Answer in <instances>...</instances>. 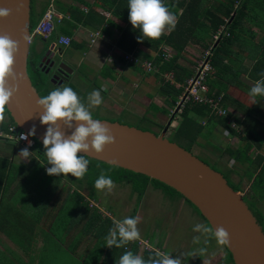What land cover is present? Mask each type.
Segmentation results:
<instances>
[{
    "label": "trees",
    "instance_id": "16d2710c",
    "mask_svg": "<svg viewBox=\"0 0 264 264\" xmlns=\"http://www.w3.org/2000/svg\"><path fill=\"white\" fill-rule=\"evenodd\" d=\"M75 1L86 6L88 12L84 14L81 10L68 6L69 10L68 12L64 11V15L90 28L101 29L103 24L107 23L110 25L112 23L104 16L100 15L97 9H102L104 12L109 13L110 16L112 15L116 18H120L125 27L124 25L113 26L122 31L121 37L117 43L118 48L122 52L134 53L139 46H142L147 51L158 53V55L153 58H151L152 56L149 57L144 55V59L150 60L152 65L159 69V74H157V76L161 77L162 74L166 72L174 73L175 81L180 84L179 88H175L169 83L163 82V79H161L162 91H160V94L163 95L165 99L170 98L169 105L171 108L176 105L182 93L186 78L191 76L189 70L181 67L177 63V59L182 55L187 45L191 43L199 44L204 50L210 49V62L214 71L212 76L208 78L206 84L210 94H214L215 96L222 95L220 105L222 108L227 109L229 98L226 93V88L222 84L224 80L221 77V75L225 76L224 72L230 69V66L225 63V59H229L228 61L230 63L234 62L235 59L232 58L233 46L237 45L242 48L246 45L247 35L251 37L254 35V33L252 34L247 31V16H249V19H252V21L254 20V22L256 21V23L260 24V30L262 28L264 29L262 21L259 20L261 17L260 14L262 13H260L261 10L258 7L262 5L263 0H256V2H254V0H164L165 5L168 6L170 11L177 17L175 28L172 31H168V34L163 33L157 40L138 41L139 32L133 29L132 25L129 23L127 0H92L91 3L82 0ZM32 3L33 0H31V8ZM121 5H123V7H121ZM253 5H257L255 9H252ZM31 16V27H33L40 16L35 18L32 11ZM219 29L221 31V38L216 41L213 39V36ZM136 32H138V34L134 36ZM250 44L252 43L250 42ZM258 44L255 45V49L251 47L246 51L250 57L254 58L255 53L260 55L262 41L259 45ZM162 45L176 52L172 59L165 60L163 58L164 53L162 49H159ZM257 46H259V49H257ZM143 54H147V52L144 50ZM32 57L28 66L29 77L37 93L40 96H46L50 91L56 88L57 85L50 83L48 76L37 68L38 58ZM118 58L120 61H123L121 57ZM257 63L258 61H256V64ZM214 77L216 81L212 80ZM69 87L76 91L72 84H70ZM214 90L216 91L214 92ZM5 113L8 115L6 109ZM179 118L180 125L177 128L178 133L176 135L190 137L195 144L199 136H203V134L209 136L214 133L217 127L226 130L230 136L239 138L240 145L236 149L226 147L224 153L220 152L222 153L220 159L223 155H227V160L234 163L233 167L228 169L227 175L223 177L226 179L228 185L237 193L242 192L241 185L243 184V177L246 178V184L248 183L249 191L252 196L250 200L244 196L243 200L248 205L264 233V209H262L260 205V203L264 202V152L256 153L251 156L250 149L252 147L249 142L252 138V132L244 131L245 133H240L234 130L230 126V120L233 118L231 113L228 112L226 117H217L207 105H197L193 102L187 103L184 106L179 114ZM200 121H205V125H200ZM10 123H13L11 118ZM205 132L207 134H205ZM187 145L188 146L184 147L179 146L190 152V148L193 147L192 142ZM33 148L37 150L41 161L47 163L43 155V145L34 140ZM89 160L90 164L85 176L83 178H75L68 175L69 178L64 182L65 185L63 184V188L61 189L63 191L58 195V198L62 199L58 201V264H115V261L125 252L124 249L126 247L134 254L137 251V247L132 241L127 242L122 248H108L106 246L105 236L108 234L109 229L113 227V220L108 217L104 219L101 218L99 211L91 207L89 202L86 201V197L81 193L83 187H86L88 189V198L93 200L94 193L97 190L94 187V183L102 171L111 176L115 184L128 185L133 193L137 194V199L139 200L148 186H152L154 190L158 189L164 193L167 192L182 199L207 224L205 219L191 203L166 185L140 174H135L92 159ZM238 166L241 167V170H244L241 174L237 171V168H239ZM233 173L238 175L240 179L236 184L230 178ZM62 179L61 175L58 176V186ZM7 180L8 175H6V172L1 173L0 194L4 190V182ZM72 184H75L76 188L72 189ZM67 214H69V216ZM86 214L90 215L92 223L79 225L78 218ZM76 227H80V231L68 246L64 248L63 244H65V242L63 243V237L68 235L70 231ZM79 240H83L85 243L88 242V246H85L81 252L76 251ZM222 247L225 249L224 246ZM226 252L229 255V262L233 264L230 253L227 250ZM144 255L154 256L155 253L146 252ZM0 256H2L4 260L7 258L5 253H0ZM0 262H2V260H0Z\"/></svg>",
    "mask_w": 264,
    "mask_h": 264
},
{
    "label": "crops",
    "instance_id": "0c3cea01",
    "mask_svg": "<svg viewBox=\"0 0 264 264\" xmlns=\"http://www.w3.org/2000/svg\"><path fill=\"white\" fill-rule=\"evenodd\" d=\"M49 1L50 0H33L31 10L35 18L38 16L41 17V15L46 10ZM82 1L87 3L92 2V0ZM54 5L57 12L64 16V20L57 27V32L70 37L72 40L70 47L61 48L63 58H65V61L68 62L73 72H75L73 63L76 59L74 58V55H76L77 52H82L83 56H87V64H89L96 72H98L97 74L99 76L96 75L95 77L101 80L102 91L107 93L106 99L108 101L111 100L110 103L103 101L102 105H100L103 110L100 111L107 114H112L113 108L109 105L111 103L118 105L120 98H122L123 95L125 97L127 96V94H124L127 92V89L125 83H123V79L128 78L130 81L137 79L142 81L145 80V87L149 85L148 83H151L153 86H155L156 82L160 81L157 77V74H159V69L155 66L153 72L156 77H147L143 80L140 77H135L136 71H138L135 67L126 66L124 64L118 65L115 62H109V60H119L118 57L125 53L122 52L117 46L122 31L113 26L124 25L120 18H116L112 15L110 16L109 13L104 12L102 9H97V12L100 15L104 16L109 20V22L112 23L110 25L107 23L103 24L101 29H93L64 15V11L68 12L69 10L68 6L79 9L84 14H86L88 12V8L82 5L80 2L75 0H54ZM256 6L253 5L252 9H255ZM121 7H123V5H121ZM258 7L261 10L260 13H262L260 14L261 17L259 20L262 21V25L264 26V0L262 1V5ZM246 21L248 26L247 31L251 32L252 34L254 33L252 37L247 35L248 38L246 39H248L250 42H253L254 45H257L258 43L260 44L262 41V48L260 49V55L255 53L254 58H252L247 54L246 51L243 50V47L240 48L237 45L233 46L232 58L235 59V61L230 63L228 61L229 59H225V63L230 66V69L227 72H224V75L229 77V79H227L228 84L224 83L225 80L222 82L223 86L226 88V93H230L232 91L236 92L238 88H241L243 85L247 86V88H251L254 82L261 79L262 74H264V29L262 28L260 30V24L256 23V21L254 22V20L252 21V19H249V16H247ZM95 33H98L99 37L94 38L95 43L90 46L91 35ZM163 46L165 45H162V47ZM162 47H159V49L161 50ZM253 48L255 49V47ZM257 49H259V46H257ZM144 50L147 52V54H143ZM247 50H249V48ZM148 53L149 51L144 49L142 46H139L133 54L139 56L142 55V57H144V55L148 56ZM241 53L243 55H241ZM156 55H158V53H154L153 57ZM256 61H258L257 64ZM109 65L114 67L117 71H119V69L122 67L124 70L130 68L134 71L132 70L130 73H120L119 71L117 73L115 70H110ZM186 69L189 70L188 68ZM190 72L192 73L193 70ZM150 73L152 72H145V74ZM233 73L238 76L237 79L233 78ZM72 75L73 74H71V76ZM167 76L172 77L171 82H165L164 79ZM174 77L175 75L173 72H166L162 74L161 79H163V82L169 83L170 85H178L177 88H179L180 84L175 81ZM214 80L216 81L215 77ZM241 81L244 82V84H242ZM132 85L133 86L131 87L134 89L137 88L136 86H138V88L140 87V85L136 82L132 83ZM215 91L216 90H214V92ZM159 96L163 100L160 102L162 105L160 107V112L150 116L149 121L152 122L153 127H167V125H160L158 120L165 119L166 121L167 117L172 111L171 109L173 108H171L169 105L170 98L165 99L161 94H159ZM227 96L229 98L227 108H230L232 111H234V115H232L233 118L231 119L233 120L234 125L237 126V129L242 127L243 132H252V138L249 142L252 147L250 149V153L256 154L264 152V107L254 104L253 110L255 111V115H258L259 118H251L247 114L243 113V106L245 107V103L243 101H240V103L228 94ZM155 98L156 97L153 96V99ZM258 98L259 97H257V99ZM138 100L143 101V99L140 97H138ZM148 101L151 102V100ZM151 103L153 104V102ZM141 106L147 107L143 105ZM175 117L176 118L174 119L176 120L178 115ZM9 125H11L10 118L5 113V119L0 122V132H6ZM24 148L28 147H25L21 143L9 142L0 139V174L6 172V175H8V180L5 181L3 185L4 190L0 194V253H5L7 257L6 260L3 259V264H48L49 261L46 260L47 257L51 258L50 263L53 264L55 262L54 258H56L58 255V244L55 243L54 238H56L58 241V201L62 200L58 198V195L62 190L61 188L58 190V182L56 183V179L46 174V169L49 168L50 165L41 161L36 149L33 147L28 148L29 152L32 153V156L29 160H22V158L18 156L19 152ZM61 182V185H63L64 181L62 180ZM61 185H59V187ZM152 190H154L153 187L148 186L145 193ZM154 191L164 194V196L167 198L169 197L171 200H173V202L178 203L179 205L180 200L181 204L187 205L182 199H179L170 193H164L158 189ZM142 210L143 209L141 208L139 211ZM139 215L140 214H138V218ZM139 224L140 227L138 226V228L140 231V239L148 242V245H150L153 253L156 254L157 252H161V248H158V245L155 244L154 241L153 244H151L149 239L144 236V229L140 220ZM16 234L17 237H15ZM1 235L6 238V241L1 239ZM68 235H70V233ZM68 235L63 237V243L66 242ZM11 240H14L17 245H14ZM68 244H63L64 248H66ZM134 244L137 247L135 254L142 257V247H140L136 242H134ZM85 246H88V242H86L81 247L77 245L76 251L81 252ZM5 248L8 250V252L5 251ZM127 248L128 247H126L124 250ZM206 249L207 251L203 254V259L197 264H222L220 247L217 248L214 245L212 248ZM182 253L183 251L180 246L174 248L170 255L172 258H180L182 260V264H192V262L189 263L186 261V255L181 256Z\"/></svg>",
    "mask_w": 264,
    "mask_h": 264
},
{
    "label": "rangeland",
    "instance_id": "374dc122",
    "mask_svg": "<svg viewBox=\"0 0 264 264\" xmlns=\"http://www.w3.org/2000/svg\"><path fill=\"white\" fill-rule=\"evenodd\" d=\"M254 2H256V0H254ZM164 33L168 34V31L165 30ZM137 34L138 32H136L134 36ZM55 35H59V33L56 32ZM41 43L42 41L39 38H35L30 46V51L39 52V47L41 46ZM251 43L252 44H250V41L246 39V45L243 46V50L247 51L248 48L250 49L251 47H255L254 43L253 42ZM162 48H161L162 52L164 53L163 58L165 60L172 59V57L176 54V52L173 49H170L167 46H163ZM203 50L204 49L199 44L191 43L185 47L182 55L177 59V63L181 67L188 68L190 71H192L195 62L197 61V57L203 53ZM241 55L243 54L241 53ZM137 56L140 58L142 57V55L141 56L137 55ZM148 56L153 57L154 51H149ZM74 58L76 59L75 60L76 63L75 62L73 63L75 72L72 73L73 75L71 76V80H72V84L76 89L75 92L81 98H84L86 100L88 94L91 91L101 90L103 101H107L108 103H110L111 100L108 101L106 99L107 93L102 91L101 80L95 77L96 75L99 76L97 74L98 72H96L93 67L87 64L88 57L83 56L82 52H77L76 55H74ZM109 62H115V61L109 60ZM111 67L112 66H110L109 69L114 71L115 68L112 67L114 68L112 69ZM132 67H136V69L138 70L136 71L135 77H140L143 80L144 78L147 77L148 78L156 77L154 72L150 74H145V72L146 73L149 72H147L146 70H144L139 66H132ZM132 70L133 69L130 68L124 70L123 67L119 69L120 73L123 72L130 73ZM119 71H117V73ZM233 74H234L233 78L237 79L238 76H236L235 73ZM190 75L192 76L193 74L191 73ZM157 77L160 81H157L155 86H153L151 83H148L149 85H147L146 87L144 86L145 80L142 81L137 79L130 81L128 78L123 79V83H125L127 89V92H125L124 94H127V96L125 97L121 93L123 97L120 98L118 105L114 103H111L109 105L113 108L112 114H107L105 112L100 111L103 110L101 106L93 108L92 112L94 118L109 122H118L120 124L135 127L143 131L152 132L157 136L163 134L164 137L169 141L179 144L180 146L183 147L188 146L187 144L188 143L190 144L192 142L193 147L190 148L191 154H193L194 156L202 160L204 163L209 165L213 170L221 173L223 176L227 175L228 169L232 168L234 163H231L230 161L227 160L228 159L227 155H223V157L220 159V155L222 154L220 152L224 153L226 147H231L236 149L240 144V140L238 137L230 136L226 130L217 127L214 130V133L210 134L209 136L204 134L203 136H199L197 138V143L195 144L193 142V139L190 137H182V135L180 136L176 135L178 133L177 128L180 125V118L178 117L176 120H174L173 118H171L170 115L167 117L168 121L167 120L165 121V119L158 120L160 125L161 124L167 125V127L165 126L153 127L152 122L149 121V117L156 114L157 112H160V107L162 106L160 102L163 101L159 96L160 94L159 92L162 91L161 77L160 76ZM221 77L223 78V80H225L224 83L228 84L227 79H229V77L226 76H221ZM164 80L165 82L172 81V79L168 76ZM212 80H214V78ZM134 82L138 83L140 87L138 88V86H136L137 87L136 89L131 87L133 86L132 83ZM241 83L244 84V82L242 81ZM172 85L176 88L178 87V85L175 84ZM143 87L144 89L147 90H144ZM249 89L250 88H247V86L243 85L241 88H238L236 92L232 91L227 94L231 96L233 99H236L239 102L243 101L245 103V107L243 106V113L247 114L251 118H255V117L259 118L258 115H255V111L253 110L254 108L253 100L247 94ZM153 96L156 98L153 99ZM138 97L143 99V101L138 100ZM146 98L148 100H151L153 104L150 101H148ZM255 104L264 107V98L259 97L258 99H256ZM141 105L147 107H142ZM227 110L228 112L232 113V115H234V111H232V109L227 108ZM200 125L204 126L205 121H200ZM231 127L234 130L239 131L240 133H245L242 131L243 129L242 127H239L240 129H237V126H235L234 123L233 125H231ZM205 134L207 133L205 132ZM253 155L254 153H251V156ZM238 167L240 169L237 168V171L241 174L244 170H241L240 166ZM50 177L55 178L56 183L58 182L57 179L58 176H50ZM61 177L63 178L62 180L64 182L67 181L69 178V176L64 177L63 175H61ZM230 178L235 184L240 181L239 176L234 173L231 174ZM243 179H244L243 184L241 185L242 192L239 194H241L243 197L244 196L247 197V199L250 200L252 194L249 191L248 183L246 184V178L243 177ZM61 184L62 182H60L59 185ZM115 185H116L115 188L112 189L110 192L107 190H96L93 196V200L88 198L87 195L88 189L86 187H83V189L81 190V193L86 197V201L89 202V205L99 211L101 218L104 219L105 217H109L114 221V220L123 219L124 217H128V216L138 218V214H140L138 220H140L143 225L144 236L149 239L151 244H153L154 241L155 244L158 245V248H161L162 250L161 253L170 254L174 248L181 246L183 253H188V252L193 253L192 256H186V261L189 263L192 262V264H197L203 259V255L199 253L198 249L200 247L212 248V246L215 245V247L217 248L220 247L221 249L220 255L222 257L221 258L222 264H231L229 262V255L226 252V250L222 247V245H219L214 239L210 240L207 244H205L204 241L206 239V236L193 231V228L196 224H201L205 222L202 221L199 215H197L196 212L188 204L187 205L181 204V200H180L179 201L180 205H179L178 203L173 202V200H171L169 197L167 198L166 196H164V194L154 190L149 191L147 193L144 192V194L141 196L139 200L137 199V194H134L128 185L126 184H115ZM62 186L63 185H61L60 187L58 186V190L59 188L62 189L63 188ZM74 188H76V186L75 184H72V189ZM260 205L261 208L264 209V202L260 203ZM141 208L143 210L139 211ZM67 215L69 216V214ZM78 221H79V225L80 224L84 225L87 223L89 224L91 222L90 215L86 214L82 217H79ZM138 226L140 227L139 223ZM79 231H80V227H76L75 229H73L70 232V235H68L65 244L70 243V241L73 240V238H75L76 234ZM194 236L201 237L199 244L193 243ZM15 237H17V234L15 235ZM1 239L6 241V238L2 235H1ZM54 241L56 244H58L56 238H54ZM11 242L14 245H17V243L14 240H11ZM84 244L85 243L83 240H79V243L77 245L81 247ZM144 250L145 249H143L141 252L142 257L144 259H148L150 255H144L146 253ZM5 251L8 252L6 248ZM125 251H129V249L127 248ZM0 260H2L0 264H3L4 262L2 256H0ZM46 260H48L50 263L51 258L47 257ZM54 261L55 262L53 264H58V255L56 258H54Z\"/></svg>",
    "mask_w": 264,
    "mask_h": 264
},
{
    "label": "water",
    "instance_id": "95a60500",
    "mask_svg": "<svg viewBox=\"0 0 264 264\" xmlns=\"http://www.w3.org/2000/svg\"><path fill=\"white\" fill-rule=\"evenodd\" d=\"M0 8L11 10L7 18L0 19V34H6L18 42L13 65L17 91L5 109L21 131L28 133L35 128V134L31 137L42 144L47 125L40 123L41 110L37 108L40 95L27 71L31 46L28 44L32 22L31 0H0ZM23 36H27V39H23ZM42 42L46 47L34 52L36 58L40 59L46 49L45 56L56 52L59 60L63 58L60 47L54 50L55 43L49 40ZM63 60L58 64V73L70 76L73 70ZM44 61L45 58L37 63L38 69ZM8 83L12 85L11 80ZM101 121L110 129L115 142L106 146L101 154L89 151L78 155H86L89 159L110 166L115 161L114 167L146 176L175 190L198 210L213 229L223 226L228 231L230 244L224 247L230 253L233 264H264L262 228L241 194L228 185L221 173L166 139L163 134L157 136L118 122ZM75 124L73 122L72 129L61 126L66 136L75 130Z\"/></svg>",
    "mask_w": 264,
    "mask_h": 264
},
{
    "label": "clouds",
    "instance_id": "9594fccd",
    "mask_svg": "<svg viewBox=\"0 0 264 264\" xmlns=\"http://www.w3.org/2000/svg\"><path fill=\"white\" fill-rule=\"evenodd\" d=\"M127 9L129 23L133 29L139 32L138 41L157 40L163 35L165 30L172 31L177 23L176 15L165 5L164 0H127ZM10 14V9L0 8V19L7 18ZM22 38L27 39V36ZM17 49V41L12 40L6 34H0V122L5 119V108L17 91L16 77L13 72L14 56ZM141 59L145 60L144 57H141ZM153 71L154 69L147 72ZM9 80L12 81L11 86H9ZM247 94L253 100V104H255L257 97L264 98V74H262L261 79L254 82ZM180 97L181 95L173 107L174 110L172 109L173 111L170 113L173 119L176 118V115L179 117L182 111H176ZM102 103L101 90L91 91L85 100L66 85L54 88L46 96H38L37 108L41 110L40 123L41 125H47L42 139L43 155L47 160V164L50 165L46 169L47 175H63L64 177L71 175L75 178H83L88 170L90 160L86 155L78 154L88 153L89 151L101 154L106 146H110L115 142V137L110 129L102 124L100 119L93 116L92 109L99 107ZM73 122H76L75 130L72 131L71 135L66 136L61 126L72 129ZM34 134L35 128L31 129L27 135L21 133L19 140H27L29 136ZM18 156L22 160H29L32 153L29 152L28 148H24L19 152ZM112 164L115 166L116 162L113 161ZM115 186L111 176L103 171L94 183L95 189L109 192ZM138 223V218L132 216L114 220L113 227L109 229L108 234L105 236L106 246L108 248H122L127 242L139 240ZM193 231L206 236L205 244L212 239L222 246L228 247L230 244L229 233L223 226L213 229L209 224L201 223L196 224ZM200 240V236L193 237L194 244H199ZM198 251L203 255L207 249L200 247ZM146 252L151 253L153 251ZM185 255L192 256L193 253L181 254V256ZM115 264H182V260L180 258H172L169 253L161 252L144 259L132 251H125L115 261Z\"/></svg>",
    "mask_w": 264,
    "mask_h": 264
},
{
    "label": "built area",
    "instance_id": "2783aa9c",
    "mask_svg": "<svg viewBox=\"0 0 264 264\" xmlns=\"http://www.w3.org/2000/svg\"><path fill=\"white\" fill-rule=\"evenodd\" d=\"M64 20V16L59 14L54 5V0H50L46 10L41 15L37 23L30 27L28 44L31 45L35 38H39L41 40H48L50 38H55V44L60 48H68L71 45V38L62 34L55 35L57 32V27ZM220 29L213 36L214 40H219L221 38ZM99 37L98 33L91 35L90 46L95 43V39ZM122 60H114L116 64H126L139 66L146 71H152L154 66L148 60H142L140 57L133 53H124L122 56ZM211 51L210 49L203 50V53L197 57V61L195 66L193 67L192 76L186 78L185 84L183 86V91L180 97V101L177 104V110L180 112L184 105L187 103L193 102L197 105H207L208 108L213 112L217 117H226L228 114V110L221 107V96H215L214 94H210L209 88L206 84L208 78L211 77L213 73V67L210 62ZM172 79V77H170ZM233 120L231 121V125H233ZM21 133L27 135L26 132L21 131L15 124L9 125L6 132H0V139L21 143L25 147L31 148L34 146V139L29 136L27 140H19V136ZM30 141V143H29ZM142 249L145 251H152L148 245L147 241L144 240H136L135 241ZM150 248V250H149Z\"/></svg>",
    "mask_w": 264,
    "mask_h": 264
},
{
    "label": "flooded vegetation",
    "instance_id": "af4514ba",
    "mask_svg": "<svg viewBox=\"0 0 264 264\" xmlns=\"http://www.w3.org/2000/svg\"><path fill=\"white\" fill-rule=\"evenodd\" d=\"M56 38V37H55ZM55 38H53L52 40H49V42L55 43ZM42 47H46L45 43H41V46L39 48ZM58 49V46L55 44L54 50ZM46 51L47 49L41 54L40 59H38V64L42 61L43 58H45V61L42 63L41 68L39 69L41 72H43L45 75H47L49 77V81L51 84L54 85H66L69 86L70 84H72V80H71V75L70 76H62L61 74L58 73V64L60 63V61L63 60V58L61 60L58 59V53L55 52V54H49L47 56L46 55ZM32 56L35 57L34 52L30 51L29 57H28V66H29V61L33 58ZM65 61V59L63 60ZM65 63L67 65L68 62L65 61ZM37 64V65H38ZM70 67V65H69ZM28 71V68H27ZM46 71H48L47 73H45ZM29 75V72H28ZM30 76V75H29ZM52 79H54L55 82L52 83ZM60 81V84H58ZM242 196V195H241ZM243 198V196H242Z\"/></svg>",
    "mask_w": 264,
    "mask_h": 264
}]
</instances>
